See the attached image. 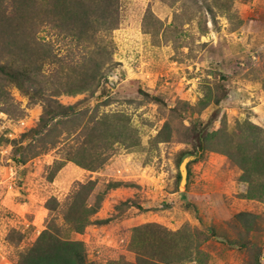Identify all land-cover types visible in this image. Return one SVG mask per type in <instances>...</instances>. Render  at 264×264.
Returning <instances> with one entry per match:
<instances>
[{"label": "rangeland", "instance_id": "obj_1", "mask_svg": "<svg viewBox=\"0 0 264 264\" xmlns=\"http://www.w3.org/2000/svg\"><path fill=\"white\" fill-rule=\"evenodd\" d=\"M117 17L103 35L110 54L97 88L56 97L63 105L86 98L83 114L30 142L21 165L12 160L14 149L28 145L23 135L42 107L0 78V264H18L47 228L82 242L90 262L135 264L132 231L145 224L214 232L215 238L195 240L202 255L183 264H253L256 255L264 264V176L245 182L240 166L247 150L264 144V0H117ZM36 31L53 57L42 75L72 81L87 50L52 24ZM193 122L221 132L232 159L215 141L200 153L187 130ZM254 129L261 131L256 138L242 136ZM182 151L194 158L184 186ZM69 154L91 168L64 162ZM72 202L89 222L112 220L73 232L64 219ZM228 240L248 243L238 249Z\"/></svg>", "mask_w": 264, "mask_h": 264}, {"label": "trees", "instance_id": "obj_2", "mask_svg": "<svg viewBox=\"0 0 264 264\" xmlns=\"http://www.w3.org/2000/svg\"><path fill=\"white\" fill-rule=\"evenodd\" d=\"M117 18V0H0V44L16 43L12 44L11 51L0 50V56L4 55L3 61H0V78L13 84L30 100L40 102L42 107L36 126L23 135L22 142L28 140V145H19L14 149L15 155L12 160L15 164L24 163L26 148L33 150L30 142H42V134L51 125L58 121L73 120L83 114L79 106L87 101L86 98L72 105H63L56 97L60 94L71 95L97 88L103 79L102 67L108 62L110 54L109 43L103 40V35L106 37L115 29ZM44 23L52 24L62 32L64 37H70L76 45H81L87 50L82 63L77 65L74 71L72 81L70 77H65L66 80L63 82L58 77L60 82L57 84L58 79L56 80L55 74L49 79L46 75H42L43 64L52 63L53 58L44 48L46 46L43 43H37L35 38L36 28ZM10 52L15 58L5 60V56ZM142 95L156 104L162 103V100L156 96L144 93ZM187 130L197 141L200 153L207 149L211 141H215L225 146L223 152L230 160L232 159L231 147L228 149L227 144L222 143L224 136L221 132L207 133L198 122L191 123ZM252 134L256 138L261 131L254 129V131L242 132L245 138ZM263 147L264 144L260 142L254 146V150H247L245 153V158L240 163L243 181L252 183L253 180L259 178L261 182L264 167L262 170L261 168L257 170V167L264 165ZM189 153L191 152L182 151L178 161ZM249 157L250 160H248ZM256 159L257 162L254 163ZM68 161L86 169L91 168L90 165L75 161L71 154L65 157L64 162ZM62 164L56 167V171L62 167ZM111 186L117 187L118 185L112 184ZM260 186L264 187V184L261 183ZM74 197L75 195L72 199ZM74 208H76L75 203H70L64 219L71 230L76 233H81L88 224L105 225L112 220V218H106L89 222L86 215H77ZM48 209L51 210L50 207ZM248 215V213H240L237 216L246 217ZM215 237L213 231L209 235L198 231L190 234L186 229L170 232L154 224H145L133 229L130 247L136 254L135 264H183L197 261L202 255L199 243L195 240L203 242ZM226 242L229 246L238 249L245 248L248 243L243 240ZM18 264L95 263L87 260L82 242L61 238L47 228L40 233L31 247L19 255ZM109 264L131 263L118 260ZM253 264H260L257 255L253 258Z\"/></svg>", "mask_w": 264, "mask_h": 264}, {"label": "water", "instance_id": "obj_3", "mask_svg": "<svg viewBox=\"0 0 264 264\" xmlns=\"http://www.w3.org/2000/svg\"><path fill=\"white\" fill-rule=\"evenodd\" d=\"M194 158L191 155H185L179 165H178V173H179V185L180 186H184V184L186 183V176H187V164L193 160Z\"/></svg>", "mask_w": 264, "mask_h": 264}]
</instances>
